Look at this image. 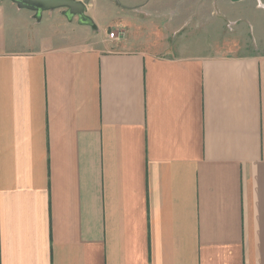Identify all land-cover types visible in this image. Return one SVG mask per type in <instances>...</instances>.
Listing matches in <instances>:
<instances>
[{"label": "crops", "instance_id": "1", "mask_svg": "<svg viewBox=\"0 0 264 264\" xmlns=\"http://www.w3.org/2000/svg\"><path fill=\"white\" fill-rule=\"evenodd\" d=\"M76 1L0 0V264H264V0Z\"/></svg>", "mask_w": 264, "mask_h": 264}, {"label": "water", "instance_id": "2", "mask_svg": "<svg viewBox=\"0 0 264 264\" xmlns=\"http://www.w3.org/2000/svg\"><path fill=\"white\" fill-rule=\"evenodd\" d=\"M19 9H27L40 16L43 12L65 9L67 19L77 18L79 24L86 23L85 10L83 2L76 0H10Z\"/></svg>", "mask_w": 264, "mask_h": 264}, {"label": "rangeland", "instance_id": "3", "mask_svg": "<svg viewBox=\"0 0 264 264\" xmlns=\"http://www.w3.org/2000/svg\"><path fill=\"white\" fill-rule=\"evenodd\" d=\"M89 15H92V14H89ZM170 15L172 14H168L167 17L163 21L167 22L169 20V17H171ZM93 16H94V19L99 21L100 25L104 27L105 32H108L109 29H112L114 27L115 20L119 19L118 14H93L92 17ZM172 21L176 23L179 22V20L176 19V17H174ZM201 26H202V22L200 18L195 21L194 20L191 21L186 27L183 28L182 34H180V36H176V37L174 36L171 42L177 43V45L181 42L183 43L196 42V40H198V38L202 34V31L200 32V30L202 29Z\"/></svg>", "mask_w": 264, "mask_h": 264}, {"label": "trees", "instance_id": "4", "mask_svg": "<svg viewBox=\"0 0 264 264\" xmlns=\"http://www.w3.org/2000/svg\"><path fill=\"white\" fill-rule=\"evenodd\" d=\"M86 19H87V20H86V23L83 24V25H89V26L93 27L94 25H93L91 19H89L88 17H87Z\"/></svg>", "mask_w": 264, "mask_h": 264}, {"label": "built area", "instance_id": "5", "mask_svg": "<svg viewBox=\"0 0 264 264\" xmlns=\"http://www.w3.org/2000/svg\"><path fill=\"white\" fill-rule=\"evenodd\" d=\"M109 37H110L111 39H115V35H114V33L110 32V33H109Z\"/></svg>", "mask_w": 264, "mask_h": 264}]
</instances>
